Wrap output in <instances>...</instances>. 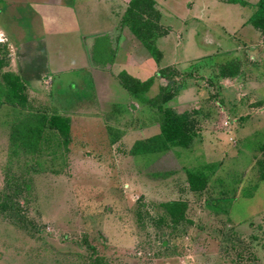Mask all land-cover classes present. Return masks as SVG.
<instances>
[{
  "label": "rangeland",
  "instance_id": "obj_1",
  "mask_svg": "<svg viewBox=\"0 0 264 264\" xmlns=\"http://www.w3.org/2000/svg\"><path fill=\"white\" fill-rule=\"evenodd\" d=\"M22 2L0 0L2 72L20 78L31 73L28 48L9 28ZM145 19L156 27L140 30L158 55L161 74L147 93L155 104L134 99L109 71L55 82L37 69L18 110L62 115L71 127L66 147L38 149L14 131L18 112L0 110V264H264V31L256 41L206 34L218 50L187 58L180 46L201 24ZM96 41L105 58L117 40ZM165 114L183 122L181 145L133 154ZM196 169L208 175L199 189Z\"/></svg>",
  "mask_w": 264,
  "mask_h": 264
},
{
  "label": "crops",
  "instance_id": "obj_2",
  "mask_svg": "<svg viewBox=\"0 0 264 264\" xmlns=\"http://www.w3.org/2000/svg\"><path fill=\"white\" fill-rule=\"evenodd\" d=\"M131 1L23 0L22 18L16 19L21 22L17 21L15 24L11 21V29L9 28L16 35L13 41L24 43V48H28L27 68L31 73L26 71L25 76L21 73L22 79L30 81L37 69H48V74L55 82H65L66 78L59 80V77H67L72 72H78V76L81 73L89 74L93 80L90 71L102 70L115 74L117 78L125 71L141 83L153 79L156 84L159 61L125 24L124 18ZM154 1L163 17L183 24L188 21L201 24L197 30L189 31L188 41L185 40L183 46H180L187 58L218 50L216 45L209 46L204 40L206 34L212 36L214 42L221 40L220 30L229 34L228 37L242 38L245 41H256L262 34L250 22L261 0H242L245 5L225 0ZM122 23L124 25L121 28ZM203 28H206L205 34L201 32ZM105 34H110L117 40L113 63L106 69L98 66L92 58L96 38ZM203 47L205 50L200 49Z\"/></svg>",
  "mask_w": 264,
  "mask_h": 264
},
{
  "label": "trees",
  "instance_id": "obj_3",
  "mask_svg": "<svg viewBox=\"0 0 264 264\" xmlns=\"http://www.w3.org/2000/svg\"><path fill=\"white\" fill-rule=\"evenodd\" d=\"M226 2L245 5V2L242 0H226ZM147 13L155 16L157 19H160L161 17V13L156 8L154 0H132L124 20L125 24H127V22L129 23L131 31H133V33L149 49L153 57L159 61L155 48L152 46L150 47V45L147 44L145 35L142 33V31H151L156 28L154 27L155 24H152L148 29L149 22L145 19V15ZM250 22L257 29L262 32L264 31V0H261L257 4L256 10ZM96 45L97 41L93 47V61L98 66L106 69L112 65L116 52L113 48H111L112 46H110L109 50L105 53L107 54L106 57H99L96 52L98 51L96 49ZM5 66L6 64L3 59H0V110H2L3 107H8L9 109H13L18 112V114H15V119L12 121L14 124V131L21 135V139L27 147L30 146L38 149L46 141L51 143L52 140L57 141V144H64L66 147L70 141V118L62 115H52L51 117H46L43 114L33 112L23 114L22 111H19V106L24 105L26 100L21 89L23 79L13 72H2ZM160 74L161 72L159 71L158 76H160ZM118 78L123 87L128 89L136 100L143 104H155V100L147 95L154 84L153 79L141 83L125 71L121 72L118 75ZM47 126L51 130L49 133H52V135L45 133L46 131L44 128H47ZM161 128V132L156 136L136 142L132 149L133 154L148 155L164 151L169 148L168 144L171 142L176 145H181L185 134V128L180 118H173L172 115L165 114L161 120ZM212 167L213 166L211 165L208 166L209 169ZM193 173L194 174L191 176L195 177L190 180L193 187L199 189L207 183L208 175L204 172V170L196 169Z\"/></svg>",
  "mask_w": 264,
  "mask_h": 264
}]
</instances>
